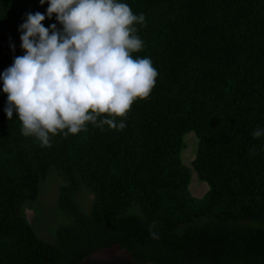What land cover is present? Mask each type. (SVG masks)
<instances>
[{
    "label": "trees",
    "instance_id": "16d2710c",
    "mask_svg": "<svg viewBox=\"0 0 264 264\" xmlns=\"http://www.w3.org/2000/svg\"><path fill=\"white\" fill-rule=\"evenodd\" d=\"M119 2L145 15L133 55L158 71L122 131L89 125L42 148L0 91V264H77L116 242L143 263L264 264V135L252 136L264 129V0ZM47 7L0 0V73L24 55L26 14ZM193 170L209 185L200 197Z\"/></svg>",
    "mask_w": 264,
    "mask_h": 264
},
{
    "label": "clouds",
    "instance_id": "9594fccd",
    "mask_svg": "<svg viewBox=\"0 0 264 264\" xmlns=\"http://www.w3.org/2000/svg\"><path fill=\"white\" fill-rule=\"evenodd\" d=\"M47 3L45 13L26 14L19 26L24 55L0 73L5 115L12 120L15 112L21 135L42 148L89 125L122 131L133 102L150 98L158 76L150 58L133 55L144 48L137 25L146 26L145 15L119 0ZM53 14L61 29L42 24ZM262 135L261 128L252 132Z\"/></svg>",
    "mask_w": 264,
    "mask_h": 264
},
{
    "label": "water",
    "instance_id": "95a60500",
    "mask_svg": "<svg viewBox=\"0 0 264 264\" xmlns=\"http://www.w3.org/2000/svg\"><path fill=\"white\" fill-rule=\"evenodd\" d=\"M77 264H158L147 261L145 263L135 259L132 252L122 247L120 242L103 246L95 250H86Z\"/></svg>",
    "mask_w": 264,
    "mask_h": 264
},
{
    "label": "rangeland",
    "instance_id": "374dc122",
    "mask_svg": "<svg viewBox=\"0 0 264 264\" xmlns=\"http://www.w3.org/2000/svg\"><path fill=\"white\" fill-rule=\"evenodd\" d=\"M185 146L181 150L182 161L191 166V161L195 157L198 139L193 131H189L184 136ZM208 183L206 181H202L198 178L195 170L192 171L189 189L194 196L200 197L208 190ZM27 217L29 220H32L34 215V210L27 209Z\"/></svg>",
    "mask_w": 264,
    "mask_h": 264
}]
</instances>
